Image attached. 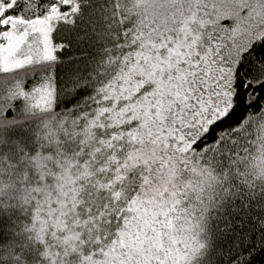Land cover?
I'll use <instances>...</instances> for the list:
<instances>
[{
	"label": "snow or ice",
	"instance_id": "obj_1",
	"mask_svg": "<svg viewBox=\"0 0 264 264\" xmlns=\"http://www.w3.org/2000/svg\"><path fill=\"white\" fill-rule=\"evenodd\" d=\"M264 0H0V264H257Z\"/></svg>",
	"mask_w": 264,
	"mask_h": 264
},
{
	"label": "trees",
	"instance_id": "obj_2",
	"mask_svg": "<svg viewBox=\"0 0 264 264\" xmlns=\"http://www.w3.org/2000/svg\"><path fill=\"white\" fill-rule=\"evenodd\" d=\"M257 264H264V255L257 257Z\"/></svg>",
	"mask_w": 264,
	"mask_h": 264
}]
</instances>
